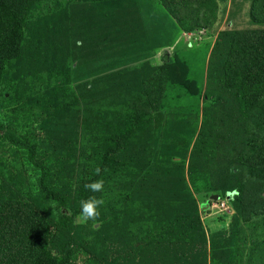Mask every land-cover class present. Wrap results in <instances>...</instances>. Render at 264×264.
<instances>
[{"label":"trees","instance_id":"trees-1","mask_svg":"<svg viewBox=\"0 0 264 264\" xmlns=\"http://www.w3.org/2000/svg\"><path fill=\"white\" fill-rule=\"evenodd\" d=\"M41 1L0 0V151L16 159L0 160V264H244L246 231H264V0L252 2L251 27L220 33L203 92L177 57L150 62L163 45L127 0H92L101 21L61 51L52 40L41 57L48 34L31 20ZM160 1L185 32L218 9L217 0ZM57 26L52 37L65 35ZM18 65L35 71L23 79L34 95L24 89L23 115H9L2 92ZM170 83L235 126L221 190L234 215L209 246L189 183L209 170L207 137L198 109L167 106ZM99 179L102 192L85 189ZM93 195L105 202L99 219L75 223Z\"/></svg>","mask_w":264,"mask_h":264},{"label":"rangeland","instance_id":"rangeland-1","mask_svg":"<svg viewBox=\"0 0 264 264\" xmlns=\"http://www.w3.org/2000/svg\"><path fill=\"white\" fill-rule=\"evenodd\" d=\"M91 1H41L39 7L31 13L32 22L38 23L34 29L35 32L38 33L43 30L42 32H47L48 34L43 39H39L42 49L41 52H38V55L43 53L41 57H44V53L49 51V45L53 42H55L53 49L57 48L56 46L60 47L58 48L60 51L61 48L65 49L69 42L72 41L73 34L78 32L81 35L82 32L88 29L86 26L101 21L102 18L99 17ZM217 2L218 9L216 14L210 16L209 21L202 23L201 27L196 28L193 32L182 30L166 13L160 0H127L125 5L143 23V32L146 36L148 34L152 37L154 36L153 38L159 41L158 44L163 45V47H159L156 50L147 51L150 62L153 65L161 66L165 61L177 57L186 65L188 78L194 81L198 89L203 92L207 84V69L211 52L220 33L230 28H248L252 24L250 13L253 0H217ZM57 25H63L67 36H60V33L55 37L51 36V31H58V29L55 30ZM102 26L105 30L109 31L111 29L109 25ZM59 30L61 32L62 26ZM35 32H32V37L36 34ZM52 40L53 42H51ZM125 40L131 43V39L125 38ZM103 41H108V37L104 38ZM81 44L82 42L79 43V45ZM165 44L168 45L164 46ZM75 53L77 51L75 52L74 49V54L68 60V64L73 68H76L79 62L75 60ZM95 65L97 64L95 63ZM93 67L95 68V66ZM34 72L30 71L27 65L25 68L18 65L17 68L10 70L8 85L5 86L2 92L3 101L5 98L8 101L4 103V112L9 115L15 113L23 115L18 112L20 110L25 111L26 100H24L22 92L27 88L24 86L23 79L28 81L32 78L30 74ZM78 76H81L80 71H78ZM76 84L74 82L73 86ZM26 94L34 95V91L28 88ZM167 96V106L171 108L184 106L199 110V127L205 132L207 137L209 170L205 176L189 179V183L198 203L206 242L209 246L212 232L228 230L231 218L234 215L228 196H222L221 190L230 167L235 126L226 119L205 115L203 111L205 104L201 97L187 91L182 86L170 83L167 87ZM14 98L15 100H13ZM2 159L10 162L16 161L10 153L0 151V160ZM246 234L248 255L245 257L244 264H261L264 260L262 259L264 257V231L250 232L247 230ZM77 264L87 263L84 262V259H80Z\"/></svg>","mask_w":264,"mask_h":264},{"label":"clouds","instance_id":"clouds-1","mask_svg":"<svg viewBox=\"0 0 264 264\" xmlns=\"http://www.w3.org/2000/svg\"><path fill=\"white\" fill-rule=\"evenodd\" d=\"M79 43V42H78ZM96 174L99 175L101 169L99 167L96 168ZM85 189L92 192H102L104 190V180L99 179L95 180L91 183H87L84 185ZM104 200L102 198H97L96 196H90L86 200H82L81 204V212L76 217L75 223L77 224H86L88 221H96L99 219L101 213L100 208L104 205Z\"/></svg>","mask_w":264,"mask_h":264},{"label":"water","instance_id":"water-1","mask_svg":"<svg viewBox=\"0 0 264 264\" xmlns=\"http://www.w3.org/2000/svg\"><path fill=\"white\" fill-rule=\"evenodd\" d=\"M228 198H230V194H228Z\"/></svg>","mask_w":264,"mask_h":264}]
</instances>
